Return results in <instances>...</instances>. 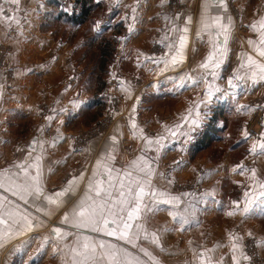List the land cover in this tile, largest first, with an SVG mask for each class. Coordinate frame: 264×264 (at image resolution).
Masks as SVG:
<instances>
[{
	"label": "crops",
	"instance_id": "obj_1",
	"mask_svg": "<svg viewBox=\"0 0 264 264\" xmlns=\"http://www.w3.org/2000/svg\"><path fill=\"white\" fill-rule=\"evenodd\" d=\"M67 3H73V0H20L18 9L17 5L6 4L4 13L0 15V51L7 53L6 67L8 65L11 68L9 73L5 68L0 70V172L7 170L6 174L17 173L19 170L15 168L16 164L31 163L32 158L40 156L42 173L40 188L43 193L41 199L30 206L33 197H28L30 204H26L24 200L0 188V200H4L6 205L10 201V208H18L19 213L28 214L34 224H39L32 229H23L22 235H14L11 239L5 237L4 246L0 247V264H72L70 249L75 245L77 235L81 238L89 237L92 242L102 240L127 249L138 256L143 264H153V261L140 251L141 248L151 253L156 264H208L209 257L211 264H233L231 244L236 241L231 237L239 238L240 247L236 252L238 258L240 251H243L241 239L244 238L249 237L264 251V225L258 222V219L264 217V204H260L264 197H259L252 211L244 215L233 202H237L242 209L246 191L240 194L239 200L231 201L228 207L226 191H218L216 187L206 191L204 211L202 206H192L195 212H201V217L199 214L194 216L195 212L190 214L192 208L188 209V213H185L184 209L188 204H194L197 200L196 194L184 197L185 192L172 188L167 182L164 169V163L174 156L175 149L187 145L190 133L198 130L219 104L223 102L227 106L226 116L246 115L253 109L254 100L264 98V80L258 78L234 80L235 86L228 88H224L222 82V75L227 71H230L232 76L237 71L241 75L246 72L240 65L247 62V56L264 63V57L258 56L248 45L249 40L259 44L261 29L258 21L264 17V0H225L227 12L220 14L225 17V23H230V35L226 55L218 57L223 60V64L216 69L219 79L214 81V85L224 91L214 93L207 106L200 103L205 99L204 91L207 84L201 82L198 87L186 86L180 89L176 87L182 82L189 83L181 79L186 75L194 78L204 76V70L199 65L213 50V43H222V37L218 40L215 35L199 30L205 0H179L174 12L162 9L167 0H163V3L162 0H101L103 11L98 15V27L93 28L96 20L93 24L90 21V24L93 33L98 36V43L101 37L115 38V51L121 54L120 67L124 75L122 98L132 104L105 139H98V142L90 141L84 146L78 145V141H75L77 133L72 128L74 121L85 112L83 104L87 92L81 80L84 76L82 73L73 74L60 59V53L64 52V48L72 49L71 53L75 55L79 48L85 46L84 41L75 43L66 41L64 31H68L67 34L70 35L71 31H74L72 27L75 26L60 22L56 8L63 7L64 11L69 12L66 9ZM133 8L136 9L135 12ZM212 11L217 13L219 9L212 8ZM177 14H180L179 20L175 19ZM188 16L191 17V23L187 25L189 29L186 34L187 46L183 49L182 62L175 67L156 63L155 61H170L175 49L167 45L176 44L181 33L170 32L169 29L176 26L184 27V21ZM229 17L230 21L227 19ZM253 23L257 24L255 30L250 27ZM83 24H80L78 29L81 30ZM242 26L245 28L241 29ZM41 53L48 54L50 59H38ZM62 70L63 84L52 92H46L45 86L55 81ZM248 76L251 77V74ZM206 79L213 82L210 75ZM48 96L52 98L50 101L52 108L45 122L40 123L39 116ZM156 101L158 108H152ZM73 102L78 106H74ZM197 104L199 108H196ZM189 109H192L191 116ZM157 111L168 114L169 120L155 124L152 132L141 131L136 123V117L139 114L156 116ZM197 112L201 114L199 126L189 131L190 124L184 117H189V120L196 119ZM48 117L52 119L49 120ZM133 124L135 128L132 127ZM177 124L187 135L178 133L175 137L168 136L166 129H175ZM218 126L224 129L221 120ZM262 132L264 134V129ZM161 135L167 137L162 141L167 146L158 156L155 145L149 147L147 151H142L145 139L155 140ZM113 137L115 142L112 140ZM259 141L264 142V135ZM250 144L253 145L254 142ZM109 151L115 157L111 165L116 169L126 168L131 161L140 156L152 160L153 185L172 196L180 197V204L177 207L159 205V208L186 215L189 223L183 225V230L181 225L175 223L169 216L168 211L149 213L146 222L143 218L140 222L144 223L150 235L144 239L141 233V237L135 241L137 247L133 248L131 244H125L114 236H105L103 233L91 232L87 228L72 226V212L86 192L87 180L92 176L97 160H102ZM244 157L229 163L228 158H223L222 169L219 167L216 174L224 171L226 166L230 168L229 172L232 175L231 169L234 165L242 167L238 172L253 183L251 170L255 169V180L264 182V155H254L253 166L247 170ZM186 163L181 162L178 165L175 177H183L182 173L191 169L192 165H199V162ZM207 166V169H203L204 172L211 168ZM102 170L96 169L97 176L105 179L99 175ZM29 173L36 174L34 168H30ZM81 173L84 180L79 181V186L74 192H66L60 197L55 195L70 187L68 181L78 178ZM212 175L213 171L207 179V186L215 178V175ZM233 177L235 179V176ZM254 189L252 187L251 190ZM255 193L259 195L257 187ZM43 197L57 199L60 206L49 204ZM37 207L44 211L38 212ZM45 211L48 215H45ZM229 212L234 214L228 215ZM65 215L69 217L68 222H62ZM199 217L201 221H197ZM5 219L7 220V217ZM205 220L207 225H204ZM11 224V220H7L0 229L6 230ZM55 228H59L62 234L67 235L60 238L54 233ZM152 233L158 236V245L151 243ZM198 253H204L203 262L198 259ZM247 263V260L240 261V264Z\"/></svg>",
	"mask_w": 264,
	"mask_h": 264
},
{
	"label": "snow or ice",
	"instance_id": "obj_2",
	"mask_svg": "<svg viewBox=\"0 0 264 264\" xmlns=\"http://www.w3.org/2000/svg\"><path fill=\"white\" fill-rule=\"evenodd\" d=\"M17 5L19 7L20 0H2L0 3V15L5 11L4 5L6 4ZM163 3V0H162ZM212 8H218L219 12L214 13ZM136 9L133 8V12ZM227 12V6L225 0H205L203 5L202 15L199 21V30L209 33V35H215L219 40L222 37V43H213V50L209 53L203 63L199 65L204 70V76L200 78H194L186 75L181 79L188 81L189 83H180L176 87L178 89L184 87H198L201 82L207 84L205 88L204 97L200 103L209 104L212 100L214 93L222 92L219 86L214 85V81L219 79V73L216 69H219L223 64V60L218 57L226 55L227 41L230 35V23H225V17L220 13ZM8 19H13L8 17ZM176 20L180 19V14L175 17ZM230 21V17L227 18ZM18 23V22H17ZM191 23V17H186L184 27H173L169 29L170 32L181 33L176 44L167 45L170 48L175 49V53L172 55L170 61H155L156 63H165L166 66L175 67L178 63L182 62L183 49L187 46V33L189 31L187 25ZM259 28L261 29L259 35V44L256 41L249 40L248 45L252 47L260 57H264V17L259 21ZM253 30L257 28V24L253 23L250 26ZM131 30V29H130ZM198 30V34H199ZM214 30V31H213ZM240 68L246 69V72L241 75L239 72H234L233 76L228 79L229 87H234V80H241L246 78H252L264 80V63L258 62L252 56H247V62L241 63ZM251 74V77L248 74ZM213 77V82L207 81V76ZM74 106H78L76 102H73ZM199 108V104L196 105ZM192 109H189V116H191ZM207 115V113H204ZM47 119L51 120V117ZM190 124V129L194 130L199 126L201 114L197 112V118L189 120V117H184ZM135 128V124L132 125ZM167 135L171 137L180 135H187L181 129V126L177 124L175 129H166ZM245 138L248 133L245 132ZM264 135V134H262ZM167 137L164 135L158 136L155 140L145 139V147L142 151H147L149 147L155 145L157 156L159 152L166 148V144L163 143ZM115 142V137L112 138ZM253 155H264V142L257 141L249 149ZM31 155V154H30ZM115 159L111 151L105 154L102 160H97L96 167L93 170V174L87 180V188L84 196L80 199L76 208L73 209L71 223L74 228H87L91 232L103 233L105 236H114L117 240L124 241L125 244H131L133 248L137 247L135 241L141 237L147 239L150 235L147 229L144 227V223L140 222L142 218L146 222L147 215L149 213L154 214L156 211L164 210L168 211L169 216L173 218L175 223L183 225L189 223L186 215L177 213L169 209H160L159 205H172L173 208L180 204V197L172 196L166 191L157 189L152 183V160L146 159L143 156L137 157L136 160L130 162V164L124 169H116L111 165V161ZM40 156L32 158L31 163L21 162L15 165V168L19 170L17 173L6 174L0 172V188H4L5 191L11 192L17 196L18 199L24 200L26 204H30L28 197H33V201L30 206L35 204L36 200L41 199L43 196L42 189L40 188L41 180V165ZM103 161V162H102ZM34 168L35 175L29 173V169ZM96 169H103L99 175L105 177L100 179L97 176ZM235 170V169H234ZM252 178L256 187L259 189V195L257 196L255 191L244 193V206L239 208L237 202H233L236 208L241 211L242 214H249L253 205L256 204L259 197H264V182L255 180L256 172L252 169ZM22 177V181H21ZM84 180L83 173L78 178L68 181L70 187L64 189L61 192L56 193L57 197L65 195L66 192H74L79 186V181ZM7 185V186H6ZM210 195V194H209ZM184 197L189 196V193H184ZM49 204H55L60 206V201L52 197H43ZM147 200V202H146ZM9 201L6 205L4 200H0V226L7 223V220H11L12 224L8 226L6 230L0 229V247H3V241L5 237L8 239L13 238L14 235H22L23 229H32L38 227L39 224H34L28 214L19 213L18 208H10ZM260 204H264V200L260 201ZM192 208L194 214L195 209L191 204L185 207L184 212L188 213V209ZM38 212L44 211L42 208L37 207ZM234 212H229L228 215H233ZM45 215L48 212L45 211ZM7 217V220L5 219ZM179 217V219H178ZM69 217L65 215L62 222H68ZM111 225V227H110ZM168 231L169 229H164ZM54 233L63 238L67 233L62 234L59 228L53 229ZM153 239L151 243L158 245V236L155 233L151 234ZM249 235H251L249 233ZM233 242L231 249L233 251V264H240L242 260H248L249 257L240 251L239 258L236 255L239 246V238L231 237ZM72 264H143L138 256L133 255L127 249L121 248L117 245L106 243L105 241L92 242L91 238H81L77 235L75 245L70 249ZM141 252L145 256H148L153 264H156L155 258L146 249L141 248ZM212 251V250H209ZM198 259L202 262L204 260V253H198ZM208 264H211V258L209 257Z\"/></svg>",
	"mask_w": 264,
	"mask_h": 264
},
{
	"label": "rangeland",
	"instance_id": "obj_3",
	"mask_svg": "<svg viewBox=\"0 0 264 264\" xmlns=\"http://www.w3.org/2000/svg\"><path fill=\"white\" fill-rule=\"evenodd\" d=\"M179 1V0H178ZM178 6V4H176ZM72 3L66 4V9L68 11L72 10ZM63 9V7H61ZM93 12V13H92ZM91 13V21L88 19L84 22L83 28L78 29V25L75 28L72 27L73 32L71 31L68 35V31H64L66 41L68 43H75L76 41H84V47H81L77 50L75 55H72L71 50L68 48L63 49V53H60V59H62L63 64L66 65V68L71 70L73 74H81L84 76L83 86L87 92L86 100L84 101L83 106L85 107V112L73 123V131L77 134L75 135V141H78V145H85L90 141H97L105 139L115 128L116 123L121 119L126 109L131 108L132 102L122 98L123 91L122 89V80L124 78L123 70L121 69V56L120 53L114 52V59L110 61L107 66L106 72L101 71L99 66L100 63V52L99 49L102 45L98 43V36L93 33V28L98 27V7L94 9ZM96 16V17H95ZM96 18V19H95ZM96 20V21H95ZM90 21L92 24H90ZM95 21V22H94ZM61 22V21H60ZM58 23H56L57 26ZM104 27H109L108 25ZM6 55L5 51H0V63L2 68H5V71L10 72V67H6ZM38 59H50L48 54H39ZM81 64V66H78ZM5 66V67H4ZM83 66V67H82ZM0 68V70H2ZM64 75L62 70L59 77L55 81L49 83L45 86L44 90L46 92H52L55 89L59 88V85L63 84L61 77ZM118 76L120 79L117 81L118 89L115 92V100H112L108 96V92L112 90L111 79L112 76ZM61 79V80H60ZM48 96V99L45 100V106L41 110L39 116L40 123L45 122V118L48 116L49 111L52 108V98ZM42 105H40L41 107ZM158 101L152 105V108H158ZM157 111L156 116L149 115H140L136 117L137 125L142 129L141 131L152 132L154 130V125L161 123L160 121L169 120L170 116L168 114ZM43 114V115H42ZM212 115V114H211ZM211 117V116H210ZM209 117V118H210ZM247 119L246 115L237 114L233 116L232 114L224 115L221 117V122L224 125V129H220L213 136L212 140L204 148H199L197 150L193 149L191 145L193 140L199 136L200 131L204 129L205 124L201 125L198 130H194L190 133L187 138V145H181L180 148H176V152L171 159H168L164 163L165 176L167 182L179 192H185L189 194H196L197 200L192 206H202L204 211V200L206 198V191H211L213 188L218 191H226L225 194L228 196V207L231 205V201L239 200L240 194L243 191H255L256 186L251 180H249L245 175H241L238 172L239 168L232 165V175L230 174V168L225 166L224 171L216 174V170L221 167L222 169V159L228 158V163L230 161L235 162L244 156V163L246 170L250 169L254 163V155L250 153L249 149L252 147L251 142L256 143L262 139L263 129H264V113L261 124L254 126V130H247L245 126V120ZM237 123H240L237 124ZM245 132L248 133L247 138H245ZM186 141V139H185ZM81 143V144H80ZM174 151V149H173ZM182 162L187 163H197L199 165L193 166L191 169L182 173L183 177H175L178 165ZM186 163V164H187ZM209 168L207 172H204L203 169ZM220 169V170H221ZM235 169V170H234ZM213 171V178L211 184L207 186V179L210 178L211 172ZM249 173V172H247ZM236 174V175H234ZM177 175V174H176ZM235 176V179L234 177ZM176 178V179H175ZM218 182H216V181ZM243 183H242V182ZM220 183V184H219ZM219 184V185H218ZM246 186L244 187V185ZM218 185V186H217ZM254 187V190H251ZM248 189V190H247ZM201 217V212L196 211L194 216L198 215ZM197 221H201V219ZM220 221V219H218ZM207 220L204 221V225H207ZM203 222V221H202ZM217 222V219L215 223ZM260 225H264V217L258 219ZM236 234H239L238 231H235ZM242 250L249 257L247 264H264V251L259 249V245L256 244L253 240L248 238L241 239Z\"/></svg>",
	"mask_w": 264,
	"mask_h": 264
},
{
	"label": "trees",
	"instance_id": "obj_4",
	"mask_svg": "<svg viewBox=\"0 0 264 264\" xmlns=\"http://www.w3.org/2000/svg\"><path fill=\"white\" fill-rule=\"evenodd\" d=\"M65 4V3H63ZM59 6V5H58ZM98 7V15L102 13V5L101 0H73L72 3V10L67 12L64 11L62 8H56L57 17L59 20L74 25H80L86 22L88 19L91 20L92 11ZM92 12V13H91ZM91 16V17H90ZM96 17V16H95ZM96 19V18H95ZM94 20V18H93ZM91 20V21H93ZM115 38L114 37H101L99 43L101 48L99 49L100 52V63L99 66L101 71H105L110 61L114 59V52H115ZM227 106L222 102L217 106V108L212 113L211 117L204 123V129L200 131L198 137H196L193 142L192 146L193 149L197 150L199 148H204L210 140H212L213 136L220 130L218 126V122L222 116L226 114ZM240 125V123H237Z\"/></svg>",
	"mask_w": 264,
	"mask_h": 264
},
{
	"label": "built area",
	"instance_id": "obj_5",
	"mask_svg": "<svg viewBox=\"0 0 264 264\" xmlns=\"http://www.w3.org/2000/svg\"><path fill=\"white\" fill-rule=\"evenodd\" d=\"M178 0H167V3L162 6L163 10H166L168 12H174L175 8L177 7ZM237 16V13H235ZM104 26V25H103ZM245 27L242 26L241 29H244ZM121 56V54H120ZM0 68H2V65L0 63ZM232 76V73L230 71H227L225 74L222 75V82L224 88H228V79ZM120 79V77L113 75L111 79V85L112 90L108 92V96L111 97L112 100H115V92L118 89V83L117 81ZM263 113H264V98L263 99H257L254 100V107L251 111H248L246 113L247 119L245 120V126L247 130H254V126L257 124H261L263 119Z\"/></svg>",
	"mask_w": 264,
	"mask_h": 264
}]
</instances>
